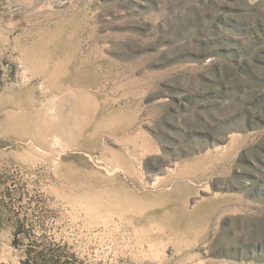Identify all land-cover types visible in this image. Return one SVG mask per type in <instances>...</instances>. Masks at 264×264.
Instances as JSON below:
<instances>
[{
    "label": "rangeland",
    "instance_id": "1",
    "mask_svg": "<svg viewBox=\"0 0 264 264\" xmlns=\"http://www.w3.org/2000/svg\"><path fill=\"white\" fill-rule=\"evenodd\" d=\"M0 264H264V0H0Z\"/></svg>",
    "mask_w": 264,
    "mask_h": 264
},
{
    "label": "trees",
    "instance_id": "2",
    "mask_svg": "<svg viewBox=\"0 0 264 264\" xmlns=\"http://www.w3.org/2000/svg\"><path fill=\"white\" fill-rule=\"evenodd\" d=\"M24 226V225H23ZM23 226L22 225H19V227L16 229L15 233H14V240H13V244L18 247V242L20 241L19 239V235L20 233H22L23 231ZM26 252H29L28 250ZM26 262V261H24Z\"/></svg>",
    "mask_w": 264,
    "mask_h": 264
}]
</instances>
